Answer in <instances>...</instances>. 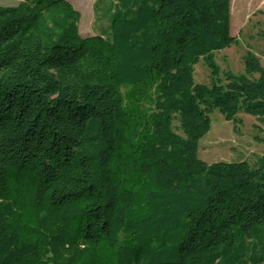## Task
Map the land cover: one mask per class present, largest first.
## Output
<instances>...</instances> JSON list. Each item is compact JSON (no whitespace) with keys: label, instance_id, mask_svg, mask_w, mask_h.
<instances>
[{"label":"trees","instance_id":"1","mask_svg":"<svg viewBox=\"0 0 264 264\" xmlns=\"http://www.w3.org/2000/svg\"><path fill=\"white\" fill-rule=\"evenodd\" d=\"M79 19L0 5V264H264V153L198 157L215 110L264 122L258 57L214 59L237 42L230 1L116 0L108 37Z\"/></svg>","mask_w":264,"mask_h":264},{"label":"rangeland","instance_id":"2","mask_svg":"<svg viewBox=\"0 0 264 264\" xmlns=\"http://www.w3.org/2000/svg\"><path fill=\"white\" fill-rule=\"evenodd\" d=\"M19 0H0V5L15 4ZM80 13L79 34L87 37L94 34L110 35V18L116 0H69ZM230 1V34L237 42L229 48L214 53V59L221 70L234 74L242 73L244 66L242 56L246 51L254 53L264 67V37L260 34L264 21V0H229ZM195 82L209 84L210 72L199 60L193 65ZM127 101H134L132 90L123 87ZM131 94V95H130ZM145 108L147 101L139 100ZM241 123L236 130L231 122L226 121L218 111L210 114L209 131L199 139L198 157L206 163L213 161L247 160L253 164L256 158L264 153V143L255 136H264V122L255 117L239 113Z\"/></svg>","mask_w":264,"mask_h":264}]
</instances>
